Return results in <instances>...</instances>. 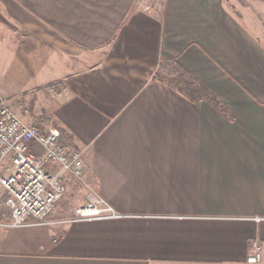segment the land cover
I'll use <instances>...</instances> for the list:
<instances>
[{
    "label": "crops",
    "instance_id": "1",
    "mask_svg": "<svg viewBox=\"0 0 264 264\" xmlns=\"http://www.w3.org/2000/svg\"><path fill=\"white\" fill-rule=\"evenodd\" d=\"M161 1L0 0V99L82 153L64 213L117 216L0 226V264H264V0Z\"/></svg>",
    "mask_w": 264,
    "mask_h": 264
},
{
    "label": "built area",
    "instance_id": "2",
    "mask_svg": "<svg viewBox=\"0 0 264 264\" xmlns=\"http://www.w3.org/2000/svg\"><path fill=\"white\" fill-rule=\"evenodd\" d=\"M138 7L146 12L160 11L162 1L139 0ZM65 175L84 185L82 153L56 128L41 133L25 125L0 99V226L47 225L65 196ZM74 215L80 220L117 217L91 190ZM260 260V245L254 241L246 262L257 264Z\"/></svg>",
    "mask_w": 264,
    "mask_h": 264
},
{
    "label": "rangeland",
    "instance_id": "3",
    "mask_svg": "<svg viewBox=\"0 0 264 264\" xmlns=\"http://www.w3.org/2000/svg\"><path fill=\"white\" fill-rule=\"evenodd\" d=\"M230 2H234L236 5H246L247 3H249V1L251 0H227ZM234 7V5H231V7ZM157 79L171 85V81L172 80H179L181 82H185V83H189V78L185 75V73H183L178 67H176L173 64H164L161 67V71L159 72V74H157ZM183 88V87H182ZM83 206V205H82ZM66 211V204L63 201H61L58 205H57V209L53 212V214L51 215L54 216L56 219H73L76 216L72 213L69 215H66V213H64Z\"/></svg>",
    "mask_w": 264,
    "mask_h": 264
},
{
    "label": "trees",
    "instance_id": "4",
    "mask_svg": "<svg viewBox=\"0 0 264 264\" xmlns=\"http://www.w3.org/2000/svg\"><path fill=\"white\" fill-rule=\"evenodd\" d=\"M170 83L172 84V86L175 88L177 92L184 94L189 99H192L193 97L194 99H198V100L207 99L213 102L214 104H216L215 100L207 98L206 94L204 93L202 89L200 90L198 89L196 91L189 90L187 83L181 82L179 80H172ZM186 91H188V93H186ZM31 149L36 151L34 146H32Z\"/></svg>",
    "mask_w": 264,
    "mask_h": 264
}]
</instances>
